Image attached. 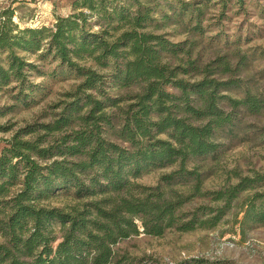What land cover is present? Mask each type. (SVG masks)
Segmentation results:
<instances>
[{"label":"trees","instance_id":"1","mask_svg":"<svg viewBox=\"0 0 264 264\" xmlns=\"http://www.w3.org/2000/svg\"><path fill=\"white\" fill-rule=\"evenodd\" d=\"M199 1L74 0L81 10L23 29L13 25L12 11H0V91L15 83L16 102H35L40 87L27 79L41 72L24 54L57 61L55 74L77 81L72 101L45 125L58 133L29 141L18 132L0 145V264H110L117 243L140 228L160 236L197 222L216 225L181 210L185 198L171 188L172 178H197L189 165L216 158L217 134L241 119L225 106L242 114L257 113L259 104L249 93L237 100L219 94L235 83L215 78L230 71L229 60L204 63L199 41L168 38L178 27L203 35L208 0ZM88 16L100 32H90ZM239 40L237 34L233 43ZM158 169L172 171L156 187L136 183ZM245 183L217 197L227 207ZM59 197L73 204H50ZM243 221L264 225V201L249 202Z\"/></svg>","mask_w":264,"mask_h":264},{"label":"rangeland","instance_id":"2","mask_svg":"<svg viewBox=\"0 0 264 264\" xmlns=\"http://www.w3.org/2000/svg\"><path fill=\"white\" fill-rule=\"evenodd\" d=\"M183 1L190 7L202 5L199 0ZM221 1L208 0L202 22L203 35L190 34L182 27L167 30L172 32L168 38L173 42L199 41L204 63L216 61L219 57L231 62L230 71L215 78L233 81L235 85L221 89L219 94L237 100L249 93L259 104L257 113L242 114L231 105L225 106L226 112L237 114L241 119L231 126L232 129L226 128L217 134L216 158L189 165V169H195L197 178L194 175L183 183L172 178L171 188L185 198L181 210L189 214L198 211L201 214L199 220L213 218L217 223L207 227L208 224L197 222L189 231L172 227L160 236L146 234L140 228L138 235L117 243L110 264H178L193 258L203 259L206 264H264V225L243 221L249 202L264 201V0H229L226 8L222 7ZM73 2L0 0V11H12L11 21L18 29L51 26L58 17L81 10L75 9ZM87 21L90 32H100L95 16H88ZM237 34L240 40L233 43ZM208 42L211 43L209 46L206 45ZM24 57L41 72L31 71L27 79L30 84L40 87L41 92L35 95V102L25 106L13 99L15 83L1 89L0 109L3 114L0 125L8 126V129L0 132V145L18 132L24 140L33 141L39 136L49 139L58 132H48L45 125L52 123L66 103L72 101L68 93L72 92L77 81L71 73L55 74L57 61L38 59L35 54H24ZM66 129L62 131H70ZM171 171L158 169L144 173L136 183L156 187L161 177ZM244 181L247 183L238 187L237 197L225 207L224 196L217 197L218 191L228 192ZM160 185L163 188L164 185ZM50 204L61 207L73 202L59 197ZM202 211L207 214L202 215Z\"/></svg>","mask_w":264,"mask_h":264}]
</instances>
